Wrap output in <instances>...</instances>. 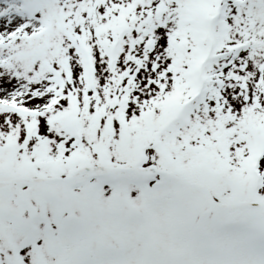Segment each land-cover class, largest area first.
<instances>
[{"label": "snow or ice", "instance_id": "6c2138e0", "mask_svg": "<svg viewBox=\"0 0 264 264\" xmlns=\"http://www.w3.org/2000/svg\"><path fill=\"white\" fill-rule=\"evenodd\" d=\"M0 264H264V0H0Z\"/></svg>", "mask_w": 264, "mask_h": 264}]
</instances>
